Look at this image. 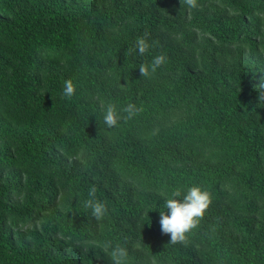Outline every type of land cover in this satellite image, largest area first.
<instances>
[{"label":"trees","instance_id":"16d2710c","mask_svg":"<svg viewBox=\"0 0 264 264\" xmlns=\"http://www.w3.org/2000/svg\"><path fill=\"white\" fill-rule=\"evenodd\" d=\"M197 2L0 0V264H264V0ZM128 103L106 129L101 105ZM192 185L212 203L168 245L159 212Z\"/></svg>","mask_w":264,"mask_h":264},{"label":"clouds","instance_id":"9594fccd","mask_svg":"<svg viewBox=\"0 0 264 264\" xmlns=\"http://www.w3.org/2000/svg\"><path fill=\"white\" fill-rule=\"evenodd\" d=\"M181 8L196 9L197 0H180ZM149 34L145 32L136 38L134 46L127 50L128 55L133 53L144 56L149 53L152 45L148 42ZM167 56L164 54L155 55L150 63H141L139 73L142 78H149L154 75L161 66L167 62ZM76 85L71 79H67L62 85V95L66 100H71L76 94ZM264 89V83L259 85ZM257 99L260 106H264V92H258ZM103 111V124L106 129H114L121 120H131L136 117L142 109L134 103H128L125 107L117 111L113 104L101 105ZM125 115H121V114ZM97 188L93 184L88 190V197L83 207L91 210V215L96 219H102L107 208L105 204L96 199ZM164 211L159 212V225L162 235L170 237L168 245H186L188 234L196 229L203 219L206 210L212 203L211 195L208 191L202 190L201 187L192 185L186 190L177 188L173 190L170 197L164 200ZM166 210V211H165ZM110 247V245H107ZM112 264H125L128 251L124 247L116 246L110 253Z\"/></svg>","mask_w":264,"mask_h":264}]
</instances>
